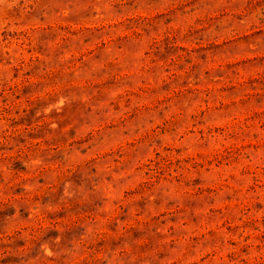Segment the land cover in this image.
Here are the masks:
<instances>
[{"label": "rangeland", "instance_id": "1", "mask_svg": "<svg viewBox=\"0 0 264 264\" xmlns=\"http://www.w3.org/2000/svg\"><path fill=\"white\" fill-rule=\"evenodd\" d=\"M0 264H264V0H0Z\"/></svg>", "mask_w": 264, "mask_h": 264}]
</instances>
